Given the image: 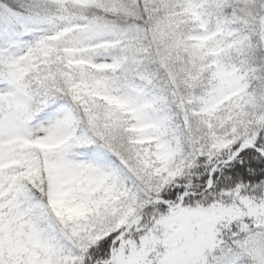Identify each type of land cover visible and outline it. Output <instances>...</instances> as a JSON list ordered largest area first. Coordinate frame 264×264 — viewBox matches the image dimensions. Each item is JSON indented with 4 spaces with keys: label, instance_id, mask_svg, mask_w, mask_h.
Listing matches in <instances>:
<instances>
[{
    "label": "snow or ice",
    "instance_id": "6c2138e0",
    "mask_svg": "<svg viewBox=\"0 0 264 264\" xmlns=\"http://www.w3.org/2000/svg\"><path fill=\"white\" fill-rule=\"evenodd\" d=\"M0 264H264V0H0Z\"/></svg>",
    "mask_w": 264,
    "mask_h": 264
}]
</instances>
